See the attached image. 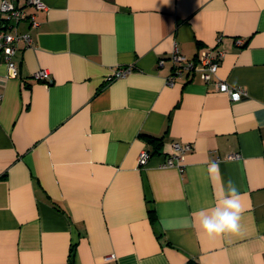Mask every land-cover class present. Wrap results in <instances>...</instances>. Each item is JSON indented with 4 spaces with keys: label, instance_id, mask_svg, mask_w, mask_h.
<instances>
[{
    "label": "crops",
    "instance_id": "1",
    "mask_svg": "<svg viewBox=\"0 0 264 264\" xmlns=\"http://www.w3.org/2000/svg\"><path fill=\"white\" fill-rule=\"evenodd\" d=\"M41 1L13 0L32 38L16 76L0 56V264H264V0ZM219 36L214 81L246 96L199 73L167 84L175 44L196 58ZM175 142L192 149L164 166ZM229 179L240 232L209 238L199 212Z\"/></svg>",
    "mask_w": 264,
    "mask_h": 264
},
{
    "label": "built area",
    "instance_id": "2",
    "mask_svg": "<svg viewBox=\"0 0 264 264\" xmlns=\"http://www.w3.org/2000/svg\"><path fill=\"white\" fill-rule=\"evenodd\" d=\"M27 3L36 7V9L45 8V4L41 0H27ZM1 14L2 18L0 20V56H3L7 62L9 72L12 76L18 74L17 66L13 61V57L17 51L18 43L23 40L28 45L32 44V38L28 33H22L18 30L19 23L26 18L24 10L18 7L13 0H2L1 2ZM29 20L32 26L38 25L35 15H31ZM222 41V36L217 38V45L215 47H210L202 50L196 58H188L181 52L178 44H175L169 59L173 64V72L167 77V84L174 85L177 78L184 76L195 75L199 73L202 80L205 82H213L214 77L219 69V66L225 56L223 49L219 48V44ZM239 44H243V40H238ZM165 60L159 59V66L164 65ZM131 67L119 68L115 70L111 76L107 78L108 81H113L124 77L131 72ZM33 77L39 80H48L50 73L48 70L43 69L35 72ZM217 90L227 93L231 100L239 101L243 96L247 95V90L242 86H231L225 81L215 80ZM174 152L172 156L168 157L164 163V166H173L176 164V159L181 162L184 159L186 152L192 149L191 144H181L175 142L173 144ZM152 154L149 150H142L138 156V164L140 167H144L148 164ZM235 158H239L240 154L236 153ZM178 166H180L178 164ZM109 256L108 258H112Z\"/></svg>",
    "mask_w": 264,
    "mask_h": 264
},
{
    "label": "clouds",
    "instance_id": "3",
    "mask_svg": "<svg viewBox=\"0 0 264 264\" xmlns=\"http://www.w3.org/2000/svg\"><path fill=\"white\" fill-rule=\"evenodd\" d=\"M167 147V146H166ZM210 178L214 181L219 178V164L215 161L211 162L208 167ZM241 194L235 183L229 179L222 200L208 215L205 210L199 212L200 224L209 238H216L221 235H230L240 232V214L242 205L240 200ZM221 204L223 211H221ZM182 227H192V223L186 217L181 222ZM161 227L168 231L172 225L165 220H161Z\"/></svg>",
    "mask_w": 264,
    "mask_h": 264
},
{
    "label": "trees",
    "instance_id": "4",
    "mask_svg": "<svg viewBox=\"0 0 264 264\" xmlns=\"http://www.w3.org/2000/svg\"><path fill=\"white\" fill-rule=\"evenodd\" d=\"M150 139H151V141H155L154 139L155 138H153V137H150V136H148ZM156 146L158 147V143L156 144ZM156 152V151H155ZM155 152H153V153H155ZM72 255H73V249H72Z\"/></svg>",
    "mask_w": 264,
    "mask_h": 264
}]
</instances>
